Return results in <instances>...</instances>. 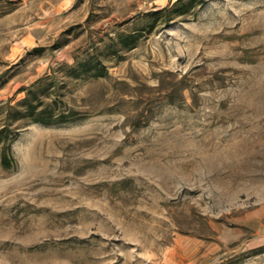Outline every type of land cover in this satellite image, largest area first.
Here are the masks:
<instances>
[{
    "label": "rangeland",
    "instance_id": "obj_1",
    "mask_svg": "<svg viewBox=\"0 0 264 264\" xmlns=\"http://www.w3.org/2000/svg\"><path fill=\"white\" fill-rule=\"evenodd\" d=\"M3 128L0 264H264V0H0Z\"/></svg>",
    "mask_w": 264,
    "mask_h": 264
},
{
    "label": "trees",
    "instance_id": "obj_2",
    "mask_svg": "<svg viewBox=\"0 0 264 264\" xmlns=\"http://www.w3.org/2000/svg\"><path fill=\"white\" fill-rule=\"evenodd\" d=\"M135 40H133L134 42ZM83 70L80 72L81 74H86L91 72L96 68V66H84L82 65ZM95 76H103L102 74H94ZM34 92L30 91L28 96L21 101L20 105L23 109L15 110L14 119H28L33 123H42L44 125H55L59 123L66 122L72 119V115L74 112H70L69 114L57 113L51 105L42 106L43 102L36 101V96L33 95ZM7 128H3L0 130V144L4 143V154L2 163L4 167L10 168L12 166V160L7 154V150L10 149V144L7 143L8 134L4 136V133L7 131Z\"/></svg>",
    "mask_w": 264,
    "mask_h": 264
}]
</instances>
